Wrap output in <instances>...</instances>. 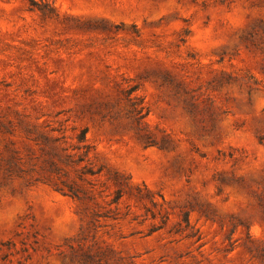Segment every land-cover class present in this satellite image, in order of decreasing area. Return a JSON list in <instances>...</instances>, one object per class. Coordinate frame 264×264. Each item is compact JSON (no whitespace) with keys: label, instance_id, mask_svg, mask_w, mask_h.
<instances>
[{"label":"rangeland","instance_id":"rangeland-1","mask_svg":"<svg viewBox=\"0 0 264 264\" xmlns=\"http://www.w3.org/2000/svg\"><path fill=\"white\" fill-rule=\"evenodd\" d=\"M0 264H264V0H0Z\"/></svg>","mask_w":264,"mask_h":264},{"label":"trees","instance_id":"trees-1","mask_svg":"<svg viewBox=\"0 0 264 264\" xmlns=\"http://www.w3.org/2000/svg\"><path fill=\"white\" fill-rule=\"evenodd\" d=\"M136 112L139 115V117L141 118L142 117L141 116V110L138 109V110H136ZM87 133H88L87 130L86 129H83L80 132L79 136H78L79 143H83V148H85V153H89L91 151L90 145L85 144L88 141V139H87Z\"/></svg>","mask_w":264,"mask_h":264}]
</instances>
